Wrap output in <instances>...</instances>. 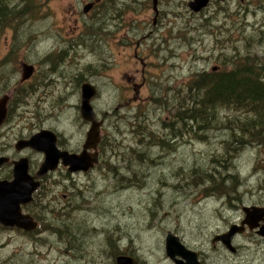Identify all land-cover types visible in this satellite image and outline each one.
Segmentation results:
<instances>
[{
    "label": "rangeland",
    "instance_id": "374dc122",
    "mask_svg": "<svg viewBox=\"0 0 264 264\" xmlns=\"http://www.w3.org/2000/svg\"><path fill=\"white\" fill-rule=\"evenodd\" d=\"M160 1L156 23V12L149 7L152 0H102L87 16L83 9L89 0H48L41 15L26 16L17 25V32L28 37L30 45L9 69L14 72L10 79L13 88L9 91V117L0 130V159L28 157L30 148L18 151L15 147L42 129L59 132L58 144L65 149L83 150L90 126L80 111L84 82L97 86L92 104L105 120L100 159L93 168L86 173L70 172L60 165L43 176L39 193L44 201L40 202L53 211L41 231L30 236L0 225V264H109L108 253L119 248L137 251L145 264H174L166 254L168 231L190 245L207 248L210 234L212 238L215 231L227 227L222 216L236 221L241 214L225 210L228 193L232 198L241 194L246 205H264V137H241L234 128L219 131V121L226 126L224 121L230 118L238 124L240 118L250 115L218 108L215 117L210 116L215 112L211 107H203L210 122L195 138L189 123L199 124L196 120L189 121L183 134L177 133L178 140L171 142L142 145L147 137L138 135L145 127L159 137L175 130L181 124L170 123L180 107L191 115L199 112L194 103L198 91L192 84L213 66L229 70L243 59L260 62L264 73V0L215 3L207 21L204 15H192L190 0ZM72 27L77 30L72 32ZM13 28L8 26L2 33V53L8 51ZM24 58L37 65L38 73L20 89L32 90L23 102L11 103ZM198 90L205 92L204 88ZM233 135L246 144L231 143ZM228 143L237 148L235 154L227 155ZM141 153L143 159H137ZM220 156H230L234 170L225 167L223 159L219 163ZM44 159L43 152L33 153V171ZM198 163L214 172L212 183L190 182L188 174L196 172ZM9 172L10 167H2L0 178L8 177ZM235 173L237 183L232 178ZM214 182L221 188L212 192L208 189ZM79 209L89 213L76 218ZM64 221L62 240L53 231ZM80 237H84L83 248L77 240ZM239 240L251 246L241 249L250 263L264 261L255 260L264 251V241L256 242L250 236ZM221 253L220 263L233 261L226 252ZM206 255L218 259L210 250Z\"/></svg>",
    "mask_w": 264,
    "mask_h": 264
},
{
    "label": "trees",
    "instance_id": "16d2710c",
    "mask_svg": "<svg viewBox=\"0 0 264 264\" xmlns=\"http://www.w3.org/2000/svg\"><path fill=\"white\" fill-rule=\"evenodd\" d=\"M21 1L24 2V6L22 7H20ZM47 1L48 0H0V38L8 26L14 27L12 41L6 53H2L0 44V97L4 93H8L11 88L10 86L12 85L13 80L10 79L12 76L11 74H14V72L10 71L9 69L14 68V63L18 60L20 52L24 50L25 47L28 48L30 45V39L17 32V28H19L17 25L24 21L23 18L26 16L32 15L30 17L34 18L36 14H40V12H42L43 6L48 4ZM54 57L55 60H51L52 63L58 60L59 55ZM247 57L250 58V56ZM242 60L240 61L241 63L236 62L235 66L229 70L223 69L210 74H199L192 84V86L198 91V94L195 93L194 98H196L197 95L199 98L197 101L194 99V103L196 107H199V112H195L191 115L188 114L190 110H181L180 107L178 112L175 114V120L170 124L174 126V124L179 123L181 126L176 127L175 130L171 128L170 131L168 130L169 132L161 135L160 137L155 136L152 132H149L148 127H145L143 130L138 132V135L142 137L144 136L145 138L147 137L146 141L142 142V145H155V141L157 140H159L157 144L161 142H171L173 139L178 140L179 137L177 136V133L183 134L182 132L185 131L183 130V127L188 126L189 121H199L200 126L206 123V125H208L210 118L206 119V113L201 110L203 107H211V111L215 112H211L210 116L215 115V117L216 109L218 108L229 111L235 110L237 113L244 112L246 115H250L245 118H240L241 120L238 122V124H236L237 121H232L230 118H228L226 121H224L225 119H221L224 121L226 126H224L223 122L219 121L218 123L221 125L220 129L234 128L236 129V133L240 134L241 137L249 134L253 135L254 133L255 138H259V140H261L264 137L263 65L256 61ZM24 61L27 62L26 58H24V60H22L20 63ZM15 85L18 89L13 91V94H15L13 100L15 101L12 100L11 103H22L24 100L23 98H25L27 94L31 93L32 90L29 88L20 90L26 85L20 84L19 81H17ZM198 88H204L205 92H200ZM164 124L165 128H167L166 124L168 123L165 122ZM200 131L198 130V132ZM202 132H204V130ZM241 137V143L235 145L244 146V144H246V142ZM225 149L227 150V155H232L233 152L235 153L238 151L237 148L232 146L230 143L226 144ZM143 155L144 154L141 153V155H137L136 157L137 159L139 158L142 160ZM222 159L225 163V167L229 165L234 170V167L230 163L232 159L230 156H227V158L220 156L218 158V162L222 163ZM109 168L114 173L116 172V168ZM237 175L238 174H236L235 177H232L234 182H236L235 180L237 179ZM213 176L214 172L211 169L205 168L199 163L196 164V172H191L188 174L190 182L194 185L208 182V180L212 183V180H214ZM122 179L132 181V179L129 177H122ZM215 184L216 183L214 182V184L211 186L212 188L208 190H218L221 188L220 185ZM120 185H122V183H120ZM114 248H116V246Z\"/></svg>",
    "mask_w": 264,
    "mask_h": 264
},
{
    "label": "water",
    "instance_id": "95a60500",
    "mask_svg": "<svg viewBox=\"0 0 264 264\" xmlns=\"http://www.w3.org/2000/svg\"><path fill=\"white\" fill-rule=\"evenodd\" d=\"M211 0H192L189 3L191 9L195 11L201 10L207 6ZM158 11V8H154ZM90 10V6L85 7V12ZM22 81L29 79L34 72V65L22 63ZM97 94V88L90 82L82 85L81 116L91 123L87 132L86 143L79 153H70L68 150H61L57 145V134L50 129H42L38 133L32 135L28 139L20 140L16 148L22 150L26 147L33 148L43 152L45 159L38 169L36 176L29 172L28 158L23 157L14 161L13 178L0 179V223L4 226H18L26 230H32L37 227V222L30 215L22 212V204H26L33 199V193L40 187V179L50 171L58 168L59 164L67 166L69 171H89L99 162V152L97 150L98 143L101 139V125L103 120L98 119L97 112L92 104V99ZM8 95L0 97V127L7 119L8 115ZM89 149L95 151L90 153ZM8 161V158L0 159V166ZM37 177V178H36ZM251 208H248L249 210ZM256 225H251L253 228ZM235 230H232V234ZM260 233L264 234V226L261 227ZM223 236L225 242L229 243L231 235ZM166 252L168 256L174 259L177 264H200L194 251L188 249L181 241L179 235L168 231L166 236ZM177 256L182 259L176 258ZM116 264H138V262L130 256H119Z\"/></svg>",
    "mask_w": 264,
    "mask_h": 264
},
{
    "label": "flooded vegetation",
    "instance_id": "af4514ba",
    "mask_svg": "<svg viewBox=\"0 0 264 264\" xmlns=\"http://www.w3.org/2000/svg\"><path fill=\"white\" fill-rule=\"evenodd\" d=\"M191 1L192 0H190V2ZM223 1L225 2V1H228V0H211L208 3L207 6L203 7L199 11H195V10L190 8L192 10V12H193L192 15L193 16L204 15V17L206 18V21H207V19H208L207 14L210 13L209 9L211 8V6L214 5L215 3L223 2ZM240 1L244 2L245 0H240ZM101 3H102V0H89V2L86 3V4H89L87 6H90V8H91L90 10H93V9L97 8ZM155 6L158 8V11H156L154 9ZM160 6H161V1L160 0H152V5L149 3V7L151 9L153 8L154 11L156 12L155 15L157 17L155 19V23L158 20V15H161V12L159 13V7ZM84 9H83V12L85 14L84 16H87L88 14H90V10H89V12H85ZM79 15H81L80 12H79ZM79 21H78V24H79ZM205 24H206V22H205ZM71 29H72V32H75L77 30V28H75V27H72ZM70 34H72V33H70ZM36 66H35L34 73L26 81V83L28 82V84H30L33 81V79L37 76L38 72H37ZM218 71H221L219 66H213L211 72H209V71H207V72H209L208 74H210L212 72H218ZM200 74H206V71L203 72V73H200ZM82 85H81V94H82ZM12 88H10V90ZM15 89H16V87H15ZM97 93H98V88H97ZM8 104H9V101H8ZM201 110H203V108ZM8 117H9V113L7 115V118ZM7 120L8 119H6V121L0 127V130L6 124ZM87 122L90 125V122L89 121H87ZM192 123H193V121H192ZM189 127L191 128L190 130H191L192 138H195V137H197L196 135L198 133V130L199 131L201 130L200 132H202L203 130H207L208 125L203 124L202 126H200V124L195 125V124H190L189 123ZM232 129L233 128H231V129L230 128H222V129H220V132L225 133V132H227L229 130H232ZM196 130H197V132H195ZM87 132H88V130H87ZM87 132H86V138H87ZM56 134H57V145L59 146V148L61 150H68L70 153H73V152L79 153V152L82 151L81 147L77 148L75 150H73V149H70V150L69 149H65V147H62L61 145L58 144V141L60 139V133L56 131ZM86 138H85V141H86ZM251 138H255L254 133H253V135H251ZM230 142L233 143V144H240L241 143V139L238 138L236 135L235 136L233 135V137H232ZM29 148L30 147H26L23 150L29 149ZM30 149L31 150H29L28 152L31 155L30 154H26V155H28V157L27 156L26 157L29 159L28 160L29 172L33 176H36L38 170L33 171V168L35 167L36 162H34L32 164V160H30V157L37 150H35L33 148H30ZM16 150H18V149L16 148ZM98 151L100 153V145L98 146ZM89 152L92 153V150H89ZM13 157L14 156H10V160H8L4 165H1L0 169L2 167H4V166H5V168H9L10 167V172L6 175L8 177L4 176V178H0V179L11 180L13 178L14 161H16V160H18L20 158H23L24 156H21L18 159H15ZM60 165H63V164L60 163L59 166ZM64 167L69 171L67 166H64ZM81 172L86 173L88 171H81ZM37 179H40V181H41L40 187H41L42 186V182H43V178H37ZM40 187L33 193L32 201H30V202H28L26 204H22V212H23V214L30 215L31 217H33V219L37 222V227L35 229H32V230H26V229L20 228L18 226H13L16 230H18L20 232H23L25 235H30V236L31 235H33V236L36 235L37 232L39 233L41 231L42 224L44 225L45 220H49V219L51 220V216H50L49 213L51 211H53V209L49 208L48 204H46L45 202H40V201H44V199H40V196H41V193H39V191H41ZM212 192H215V190H212ZM245 193H247V192H245ZM245 193H244V195H245ZM228 195L229 196H226L225 204L227 206H226L225 210L228 213H232V212L241 213L236 221H231L232 219H228V218H226V216H222L224 219H227V221H226L227 222L226 223L227 227L224 228L223 230L215 231L212 234V236H213L212 238H211V234H210V237H209L210 239H209V243H208V247L207 248L206 247L205 248H201V247H199L197 245H190L189 243H186L184 240L183 241L181 240L186 245V247L188 249H190V250H192V251H194L196 253L197 259L200 262V264H249L251 262V260H249L248 257H243V253H241V249H243V248L248 249L251 246H248V244H245V243H241L239 238L250 236V237H253V240L256 241V242L257 241H264V234L260 233L261 227L264 226V205H259L258 203L257 204L246 205V204H244L245 202H244V199L241 196V194H239V195L236 194L235 198H232L229 193H228ZM248 208H251V209L247 210ZM75 209H77V208H75ZM81 210H84V209H79L78 210L79 212L77 213L76 218H81L82 219L85 216V214L89 213V212H86V209H85L84 210L85 213L82 214V213H80ZM255 212H257L256 216L254 214ZM65 215H66V217L69 216L68 213H67V210H66ZM56 217L57 216H55V218ZM55 218H54V221H56ZM0 225L5 227V228L6 227H10V226H4L1 223H0ZM251 225H256V226L251 228ZM65 226H66V221H64L61 225H59V229L58 230L53 231V235L55 237L58 236L59 238H61L63 240V237H65L64 235L66 234ZM72 230H73V232L75 234L74 237H75V240H76V238H78V236H76V228L72 229ZM232 230H235V231L232 234H230L232 232ZM228 234L231 235V238L229 239V241H230L229 243L225 242L224 239L222 238L223 236H226ZM77 240H79L80 243H82V248H83V246H84V237H80V239H77ZM165 246H166V241H165ZM110 247H113V241H110ZM76 248H81V247L76 245ZM255 249H257V247ZM207 250L215 252L218 255V259L216 261L211 260L210 256L206 255V251ZM223 251L226 252L228 255H230L232 257V258L230 257V259L233 260L232 262H229L228 259L225 262H223V263L219 262V259H221V256H222L221 252H223ZM101 254H104V252H101ZM108 254L109 255L107 256V258L109 260V264H116L117 258L119 256H122V255L130 256V257L134 258L138 262V264H145L143 262V260L141 259V257L139 256L138 252L135 251V250H132L130 248H125V249H120L119 248L118 250H111ZM166 254H167V252H166ZM83 257H84V254L81 256V258H83ZM176 258L182 259V257H180V256H177ZM258 258H262L264 260V251L258 253L256 258H255V260L258 259ZM169 259L174 264H177V262L174 259H172L170 257H169ZM250 264H256V263L252 262ZM260 264H264V261L261 262Z\"/></svg>",
    "mask_w": 264,
    "mask_h": 264
},
{
    "label": "bare ground",
    "instance_id": "6f19581e",
    "mask_svg": "<svg viewBox=\"0 0 264 264\" xmlns=\"http://www.w3.org/2000/svg\"><path fill=\"white\" fill-rule=\"evenodd\" d=\"M251 50H252V49H251ZM46 59H47V58H46ZM49 60H50V59H49ZM47 61H48V60H47ZM50 61H51V60H50ZM50 61H49V62H50ZM50 63H51V62H50ZM95 86H96V85H95ZM96 88H97V87H96ZM97 94H98V93H97ZM97 94H96V96H97ZM96 96H95V97H96ZM97 115H98V114H97ZM258 115H259V114H258ZM98 119H99V120H103V123H102V125H101V129H102V126H103V124H104V120H105V119H104V118H99V117H98ZM227 135H228V134H227ZM101 139H102V135H101ZM101 139H100V142L98 143V146L101 144ZM187 145H188V144H187ZM91 150H92V149H91ZM97 150H98V147H97ZM98 152H99V151H98ZM233 153H234V152H233ZM234 154H235V153H234ZM230 155H231V154H230ZM99 159H100V153H99ZM64 166H65V165H64ZM215 185H216V184H215ZM100 221H101V220H100ZM92 223H93V222H92ZM105 227H106V226H105ZM99 247H100V246H99Z\"/></svg>",
    "mask_w": 264,
    "mask_h": 264
}]
</instances>
